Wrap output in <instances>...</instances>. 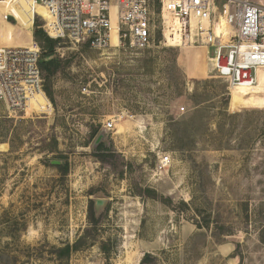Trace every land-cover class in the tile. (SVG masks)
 Segmentation results:
<instances>
[{"label": "rangeland", "instance_id": "1", "mask_svg": "<svg viewBox=\"0 0 264 264\" xmlns=\"http://www.w3.org/2000/svg\"><path fill=\"white\" fill-rule=\"evenodd\" d=\"M153 3L155 47L61 39L51 97L0 102V264H61L81 237L65 264H264V70L231 91L214 48L172 46ZM21 5L0 7V45L36 43L44 17Z\"/></svg>", "mask_w": 264, "mask_h": 264}, {"label": "built area", "instance_id": "2", "mask_svg": "<svg viewBox=\"0 0 264 264\" xmlns=\"http://www.w3.org/2000/svg\"><path fill=\"white\" fill-rule=\"evenodd\" d=\"M24 0H0L18 20ZM33 11L44 8L51 19L43 25L53 39L85 42L96 50L113 47L111 32L116 19L120 47L156 46L153 0H28ZM168 38L179 35L182 46L214 48L217 73L230 88H252L264 69V0H160ZM36 16H39L38 14ZM41 17V16H39ZM51 32L55 36L51 35ZM115 47V46H114ZM41 48L0 45V102L8 111L28 112L32 96L44 92L40 67ZM38 112V111H34ZM108 122L106 128H113ZM168 157L162 160L168 165Z\"/></svg>", "mask_w": 264, "mask_h": 264}, {"label": "trees", "instance_id": "3", "mask_svg": "<svg viewBox=\"0 0 264 264\" xmlns=\"http://www.w3.org/2000/svg\"><path fill=\"white\" fill-rule=\"evenodd\" d=\"M33 39L34 41L40 46L41 48V62L40 67L43 73V79L45 81L44 91L48 95V97H51V79L54 77V75L60 71L64 63L59 58L57 54V45L62 41L60 39L55 40L51 38L46 31L43 28L42 24L35 23L34 31H33ZM56 56L54 59L48 61L47 59L49 57ZM97 130H94L92 133V138H95L97 135ZM106 149V146L104 143H101L96 150L101 152ZM57 168H59L62 173L65 175L68 172V166H62L55 165ZM146 192L148 193L149 197L152 199H158L157 193L154 190L146 189ZM94 205L91 207V217L94 222ZM85 237H81L75 244L70 245L67 244L64 247L58 248L55 250V255L57 257V260L61 262V264H65L68 262V260L71 258V255L73 252L78 251L81 249V247L85 244ZM151 257L149 255H146L145 258Z\"/></svg>", "mask_w": 264, "mask_h": 264}, {"label": "bare ground", "instance_id": "4", "mask_svg": "<svg viewBox=\"0 0 264 264\" xmlns=\"http://www.w3.org/2000/svg\"><path fill=\"white\" fill-rule=\"evenodd\" d=\"M1 7V6H0ZM23 11H26L27 10V7L24 6L22 8ZM34 13L35 14H38L39 16L41 17H44L46 20H49V22H51V19L49 17V14L48 12L42 8V7H36L35 10H34ZM51 35L52 36H55V34L53 32H51ZM169 40V43L174 46V47H180V44H181V38L179 35H176L175 33H172L171 36H169L168 38ZM111 42H112V46L116 43H119V40H118V31H117V22H116V19L113 20V27H112V32H111ZM212 50V49H211ZM211 57V56H210ZM210 61V60H209ZM213 61V60H212ZM210 70V69H209ZM264 69L260 70L259 71V74H258V84H259V76H260V72L263 71ZM215 73V72H214ZM258 84L252 88H243V89H235V88H232L231 91H238V90H254L258 87ZM33 98V96H32ZM2 146L0 145V148Z\"/></svg>", "mask_w": 264, "mask_h": 264}, {"label": "water", "instance_id": "5", "mask_svg": "<svg viewBox=\"0 0 264 264\" xmlns=\"http://www.w3.org/2000/svg\"><path fill=\"white\" fill-rule=\"evenodd\" d=\"M55 57H56V56L49 57L47 60L50 61V60L54 59ZM102 138H103V135H101V136L98 138V140L96 141L95 149H96L101 143H103ZM61 163H62L61 161H53V162H52L53 165H60ZM98 205H99V203H98Z\"/></svg>", "mask_w": 264, "mask_h": 264}, {"label": "crops", "instance_id": "6", "mask_svg": "<svg viewBox=\"0 0 264 264\" xmlns=\"http://www.w3.org/2000/svg\"><path fill=\"white\" fill-rule=\"evenodd\" d=\"M31 38L33 39V32H32Z\"/></svg>", "mask_w": 264, "mask_h": 264}]
</instances>
